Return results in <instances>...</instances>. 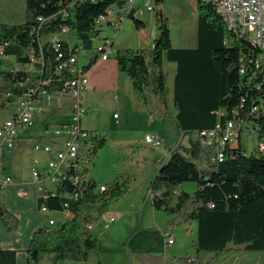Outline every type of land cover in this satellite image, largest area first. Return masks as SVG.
Masks as SVG:
<instances>
[{
  "label": "trees",
  "instance_id": "trees-1",
  "mask_svg": "<svg viewBox=\"0 0 264 264\" xmlns=\"http://www.w3.org/2000/svg\"><path fill=\"white\" fill-rule=\"evenodd\" d=\"M113 3L119 1L25 0L22 21L0 22V55L15 63L8 69L0 68V109L31 89L45 90V95L60 91L72 74L65 69L57 73V65L75 49L93 48L92 41L99 34L96 19L107 15ZM195 5L194 47L172 46L166 18L159 10V34L151 45L117 48L114 59L117 70L129 77L134 98L150 109L154 105L173 120L181 137H186V142L181 138L159 162L148 186L149 199L153 209L174 215V220L196 223L194 260H178L182 264H209V258L229 249L264 253V67L260 48L231 31L212 1L196 0ZM134 13L132 9L127 17L137 29L143 28L144 22ZM62 26L69 32L61 33ZM30 55L37 60L32 65ZM97 57L96 53L90 56L82 70L87 71ZM168 63L174 65L170 86L165 69ZM228 120L251 123L256 140L263 143L262 150L246 152L238 134L236 143L224 145L219 160L215 145H203L194 136L196 131L211 129L217 123L225 125ZM89 131L92 143L88 155L92 159L106 138L98 131ZM81 174L79 186L66 177L54 185V194L45 199L38 196L39 208L45 205L55 211L67 210L70 216L58 224L44 222L32 232L25 248L27 264L85 261L96 252L97 237L83 223H97L111 202L127 192L129 183L115 179L96 191L97 182L88 176L87 166ZM185 181L196 182L197 188L193 192L181 189ZM71 191L78 192L76 198L68 197ZM1 197L0 242L12 239L17 226V217ZM207 254L210 257L203 262L202 256ZM137 259L142 264L159 261L142 252ZM0 264H15V250L0 247Z\"/></svg>",
  "mask_w": 264,
  "mask_h": 264
},
{
  "label": "rangeland",
  "instance_id": "rangeland-1",
  "mask_svg": "<svg viewBox=\"0 0 264 264\" xmlns=\"http://www.w3.org/2000/svg\"><path fill=\"white\" fill-rule=\"evenodd\" d=\"M143 2L144 0H137L134 17L142 20L144 27L137 29L132 18H125L108 58H114V51L117 48L146 47L144 39H148L150 43V40L158 36L159 10L166 18L172 46L179 48L196 45V0H164L161 3L149 0L153 6L152 10H146ZM113 7L116 9L117 4ZM19 20L17 16L13 22H19ZM104 32H106V27H104ZM47 36L44 35L43 38ZM101 43V39H94L92 47L95 48ZM93 48L78 54V65L88 61V58L95 53ZM11 66H13V61L10 58L5 60L0 58L1 69H8ZM165 69L170 86L174 65L168 63ZM121 75L130 81L128 76ZM93 80H95L94 87L86 88L81 92V105L84 108L87 106L88 109L81 115L80 124L82 127L91 128L93 126L92 128L105 136L106 141L87 165V174L95 182L103 184L115 179L119 181L126 179L129 187L123 196L111 202L108 209L100 216V225L93 228L92 233L97 237L96 252L91 253L85 261L64 259L57 261L56 264H142L137 259L139 252L159 259L158 263L150 261L145 264H182L178 260L180 258H187V262H192L194 260L193 243L196 237L195 222H176L174 215L162 209H153L148 193V186L159 167V160L181 139V133L176 129L171 118L157 114L158 111L154 105L150 109L139 103L134 98L132 90L126 92L122 83L118 93L111 90L107 81L106 84L99 83L100 79L96 75H93ZM61 94H63L62 98L70 97L67 93ZM42 101L41 107L38 106L32 114V124L21 134L37 135L41 132L42 124L45 123L47 132L51 133L54 128L71 121V112L69 113L66 109V101L57 108H53L54 111L47 116L42 111L47 105L44 99ZM15 111V102L1 108L0 122ZM113 114H116L115 117L118 118H113ZM251 129V123H242L240 142L246 152L257 153L256 133ZM154 133L164 136V144L155 148L148 147L144 142V136ZM183 142H186V139ZM0 155H2V149H0ZM32 155L34 154L29 151L24 153L12 177L13 183L3 189L5 203L17 217V226L15 236L12 239L1 241L0 244L5 242H16L18 246L24 244L29 236L26 230L45 221L47 215L56 219L55 224L60 223L56 218L58 213L52 211L43 213L37 205V185L32 181L29 168ZM180 188L193 192L197 188V183L185 181L180 184ZM66 192L67 190L64 191ZM111 209H117L121 214L114 212L112 214ZM111 215L116 220L108 228H102L101 225ZM164 232L170 233L174 242L172 245H165ZM258 252L262 251L229 249L212 258H209L208 254L204 255L202 261L209 258V264H233L235 262L236 264H256L258 254L253 253Z\"/></svg>",
  "mask_w": 264,
  "mask_h": 264
},
{
  "label": "built area",
  "instance_id": "built-area-1",
  "mask_svg": "<svg viewBox=\"0 0 264 264\" xmlns=\"http://www.w3.org/2000/svg\"><path fill=\"white\" fill-rule=\"evenodd\" d=\"M219 1L221 12L227 14L228 20L233 23V30L231 31L238 35H244L251 43L252 36H259V41L263 42V50H259V53L262 55V67H264V0ZM136 2L137 0H119L118 14H116L115 18H108L105 13L96 19L99 34L95 39H101L102 43L93 49L99 59L105 60L108 58L123 21L127 18L129 11L136 8ZM143 6L146 10L153 9L149 0H144ZM104 27H106V32H104ZM252 45L254 46V44ZM84 51L75 49L71 55L61 61L56 67L57 73L65 69L72 74L70 78L63 82L64 86L62 89L55 91V93H67L70 96V101L75 99L70 103L72 107L71 121L54 128L51 133L44 129L42 136L32 145V151L35 156L31 160V176L37 185L38 196L43 199L50 193L54 194V183L62 182L66 177L71 179L74 186H79L82 179L81 171L91 160V155H88V145L92 143V132L83 128L80 124L81 115L86 111L80 102L81 92L87 88L88 75L87 71L82 70V65H78L77 57L80 52ZM29 59L30 65L37 61L32 55H30ZM43 82L46 83L47 81L44 80ZM36 94L39 96L36 97ZM44 95L45 90L31 89L30 92L15 101L16 111L0 122V148L11 149L14 146L18 135L32 124V114L40 105ZM241 128L242 122L228 120L225 125L217 123L211 129L196 131L194 136L203 145H215L217 157V155L222 154L224 145L236 143ZM251 130L255 129L252 127ZM144 142L148 147L155 148L162 144L163 138L158 133L146 134ZM256 148L258 151L262 150L263 143L261 140H256ZM39 154L41 156H38ZM11 182L12 177L2 173L0 168V197L3 189ZM104 185L103 183H97L96 191L101 190ZM77 195V191L68 193V197L76 198ZM66 205L65 203L63 206L66 207ZM39 209L43 213L52 211L54 213L64 212L67 214V210L55 211L45 205H41ZM115 220L114 216H110V220L101 225L102 228H108ZM45 223L48 225L55 224L56 219L47 215ZM84 225H91L92 230L97 226L94 225V221H85ZM163 237L165 244L173 242L169 233H164Z\"/></svg>",
  "mask_w": 264,
  "mask_h": 264
},
{
  "label": "crops",
  "instance_id": "crops-1",
  "mask_svg": "<svg viewBox=\"0 0 264 264\" xmlns=\"http://www.w3.org/2000/svg\"><path fill=\"white\" fill-rule=\"evenodd\" d=\"M24 11H25V0H0V22L16 23L13 21H15V19H17V16H18V19L20 18V20H19V22H20V21H22L21 19H23L21 17L24 16V14H23ZM151 41L152 40H150V43H149L148 39H144V45L146 47L150 46ZM0 58H4V60L6 58H8V59L10 58L13 61V59L11 57H8V56H0ZM13 64H15L14 61H13ZM121 74L122 73H120L117 70V65H116V61L114 58L109 57L105 60L97 59L96 62L87 70V75H88L87 89L90 87H94L95 80H93V75H96L97 78L100 79L99 83L106 84V81H107V83H109V85L111 86V90L117 91L119 93L121 90V86L123 85L126 92H131L130 81L125 79V77H121L122 76ZM97 80L98 79H96V81ZM111 80H112V82H110ZM121 83H122V85H121ZM62 97H63V94H61V93H52V94L44 95L42 97V99H44V103H45V105H47V107L46 108L43 107V109H42L43 113L46 116H47V114L49 115V113L53 112L54 109L57 108L60 104H64L65 103L64 101H66V104H67L66 109L70 113L71 112V110H70V97H67V99L62 98ZM42 99H41V102L39 105L40 107H41V104L43 103ZM81 101H82V98L80 99V102ZM87 109L88 108L86 106L85 110H87ZM157 111H158L157 114H160V115L162 114L158 109H157ZM115 116H116V114H113V118H118ZM44 125H47V124L46 123L42 124L41 132L37 135H24V134H21L22 133L21 132L20 135H18V137L14 143V146L11 149L0 148V149H2V155H0V168H1L2 173L10 175L11 177H13L15 175L14 172H16L17 165L20 164V160L22 159L24 153L29 151L30 153L33 154L32 145L37 139H39L42 136V132L45 129ZM92 127L93 126H91V128L90 127H83V128L88 129V130L98 131ZM161 136L163 138L162 144H164V136L163 135H161ZM180 138H182L181 135H180ZM184 139H186V137H183L181 139L182 142L184 141ZM168 152L166 153V155L161 160H163L168 155ZM33 157H34V155H32V158ZM161 160H159V162ZM32 181L34 183L33 179H32ZM11 183H13V178H12ZM30 184H32V183L30 182ZM1 196H2L1 198L3 200L5 207L10 212H12L11 209L5 203L4 193H2ZM37 199H38V193L36 194V201H37ZM110 212H112V214H113V212L117 213L118 215L121 214V212H119V210H117V209H111ZM57 213H58V217H56V218H58V220L60 222L64 221L65 219H67L70 216L68 213L66 214L64 212H57ZM175 221L176 222L179 221L182 223V222L193 221V220H183V219L181 220V219H179V220H175ZM44 222L45 221L40 222L39 224H35L31 228L26 230V231H28L29 236H28L27 241H25L24 244L23 243L21 244L22 246L21 245L18 246V244L16 242H5V243L0 244L1 248L15 250V264H27L26 259H25V248L28 244V241L31 237L32 232L37 227L41 226ZM100 223L101 222H99V220H98V225H100ZM195 231H196V223H195ZM164 233H169V232H164ZM163 239H164V237H163ZM195 242H196V237H195V241H194L193 245L195 244ZM173 243L174 242H172L171 244H165V245H172ZM253 254H258V260H257L258 263H256V264H261L262 259L264 257V253L258 252V253H253ZM233 264H236V262ZM244 264H249V263H244Z\"/></svg>",
  "mask_w": 264,
  "mask_h": 264
},
{
  "label": "bare ground",
  "instance_id": "bare-ground-1",
  "mask_svg": "<svg viewBox=\"0 0 264 264\" xmlns=\"http://www.w3.org/2000/svg\"><path fill=\"white\" fill-rule=\"evenodd\" d=\"M118 1H119V0H118ZM210 1H212V2L214 3L217 12L220 14V16L222 17L224 23L227 25V27H229V28H233V23H232L231 21L228 20V16H227V14H224V13L221 12V10H220V1H219V0H210ZM114 4H117L116 9L113 7ZM118 6H119L118 3H113V4H111V5L108 7V9H107V15H106V17H108V18H115L116 14H118ZM60 32H61V33H67V32H69V28L66 27V26H62V27L60 28ZM252 41H253V42H254V43L260 48V50H263V42H262V41H259V36H252ZM259 59L262 60V55H260ZM217 156H218V159L221 160L220 157L222 156V154H219V155H217ZM55 184H56V183H54V185H55ZM103 189H104V187L101 188V190H103ZM109 220H110V217L106 220V222L109 221ZM104 224H105V223H104ZM94 225H98V222L95 223ZM85 227H86L87 229H92V228H91V225H85Z\"/></svg>",
  "mask_w": 264,
  "mask_h": 264
}]
</instances>
